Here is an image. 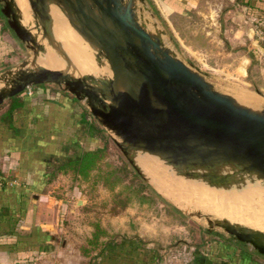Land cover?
Masks as SVG:
<instances>
[{
    "label": "water",
    "instance_id": "obj_1",
    "mask_svg": "<svg viewBox=\"0 0 264 264\" xmlns=\"http://www.w3.org/2000/svg\"><path fill=\"white\" fill-rule=\"evenodd\" d=\"M46 1L27 0L35 30L40 28L42 41L69 63L51 36ZM50 1L104 57L114 84L89 75L73 77L64 71L25 69L23 65L0 77L4 83L0 106L30 87L56 85L84 101L91 116L120 138L115 141L117 147L144 180L129 150L188 171L213 172L233 165L241 173L264 179V112L216 92L198 72L174 58L159 38L138 25L133 13L135 0ZM0 14L14 36L33 51L36 64L44 47L21 24L14 0H0ZM207 222L264 257V233L227 220Z\"/></svg>",
    "mask_w": 264,
    "mask_h": 264
},
{
    "label": "crops",
    "instance_id": "obj_2",
    "mask_svg": "<svg viewBox=\"0 0 264 264\" xmlns=\"http://www.w3.org/2000/svg\"><path fill=\"white\" fill-rule=\"evenodd\" d=\"M169 1L181 4L184 10L177 12L160 2L187 18L199 16L205 24L201 33L207 43L213 45L216 37L222 53L233 54L238 63H244L238 69L244 67L246 55H252V60L263 64L264 72V45L257 40V34L264 33V0ZM15 42L21 44L0 18V68L17 48ZM36 90L23 109L8 117L6 109H0V264H163L148 245L134 238L114 240L110 233L104 239L102 254L93 251L87 257L81 255L80 248L92 228L86 224L88 233L83 238L85 226L75 218L79 208L49 191L54 183L49 176L64 157L74 154V147L65 144L74 138L73 128L78 126L72 122L73 96L59 94L57 89L49 95ZM245 251L249 255L236 251L234 257L222 251L220 256H210V261L264 264V258H257L250 248L245 247ZM201 255L208 257L206 252Z\"/></svg>",
    "mask_w": 264,
    "mask_h": 264
},
{
    "label": "rangeland",
    "instance_id": "obj_3",
    "mask_svg": "<svg viewBox=\"0 0 264 264\" xmlns=\"http://www.w3.org/2000/svg\"><path fill=\"white\" fill-rule=\"evenodd\" d=\"M160 1L144 0L143 3L138 0L134 1L133 13L138 25L151 37L159 38L164 49H167L174 58L181 61L189 69L198 72L211 85L213 90L231 97L234 101L252 102L257 108L262 107L263 110V64L252 60V55H246L245 59L247 61L244 67L238 69L241 63H238L237 57L233 54L222 53L219 48L220 44L216 42V37L213 45L207 43V39L201 33L205 24L200 20L199 16L191 14L187 18L171 12ZM25 2L27 5L25 8L27 17H22L21 15L19 17L25 19L26 28L32 30L34 38L37 39L41 46L47 47L50 51H55L49 48L45 41L41 42V30L40 28L35 30V21L27 0ZM15 43L17 48L2 64L0 77L9 71H17L23 65L26 66L25 69H34L41 66L39 58H41L43 53H39L37 62L34 64L33 51L28 45ZM97 55L105 63L104 57L99 56L98 53ZM241 62L243 63V61ZM91 73L95 74V68L91 69ZM101 79L103 80V78ZM2 87H4V83L0 82V88ZM47 88L51 93L55 89L63 91L61 87L52 84L47 85ZM25 91L30 96L36 93L37 90L30 87ZM78 102L81 107L87 109L84 101ZM96 123L102 129L109 142L108 161L111 162L112 166L118 165L116 154L119 153V155L123 156L115 143L118 139L111 131L103 128L97 120ZM80 147H84L83 142L80 143ZM95 175L97 173H94V176L90 177L88 181H83L81 179L73 180L69 174L60 173L52 179L54 183L49 190L56 198L69 201L70 205L79 208L75 218L82 226H85L83 234H81L83 238L88 233L86 224L98 222L112 235L114 240L134 238L155 251L163 264H169V262L173 264L174 260L172 259L179 262L180 259L182 261L191 259L195 252L208 253V245L211 243L218 245L219 243L231 245L236 243L222 229L210 227L207 219L227 220L230 223L264 233V179L245 183L239 181V184L234 182L228 187L227 183H221V185H215V187L212 186L210 192L220 198L218 202L220 207L217 205L214 208L220 213H215V215L196 207L190 208L188 203L185 204L186 201H175L169 194L163 192L160 188L157 189L155 184L152 185L147 180H144L153 192L151 197L153 202L144 205L133 202L128 208L120 210L118 214L113 215L109 210L110 193L100 183L94 181ZM57 177L59 179L56 180ZM154 189L159 190L167 197L169 196L170 198H168L182 209L174 206ZM77 200L81 201L82 205L76 204ZM222 203L224 206H222ZM222 211L226 215L222 214L223 216H221ZM245 247L252 250L249 246ZM252 252L258 256L257 258L262 259L261 257L263 256L258 255L254 250Z\"/></svg>",
    "mask_w": 264,
    "mask_h": 264
},
{
    "label": "bare ground",
    "instance_id": "obj_4",
    "mask_svg": "<svg viewBox=\"0 0 264 264\" xmlns=\"http://www.w3.org/2000/svg\"><path fill=\"white\" fill-rule=\"evenodd\" d=\"M14 1L16 3L15 11L18 17L20 15L22 17H27L25 12V8L27 6L25 0ZM45 4L50 18L51 36L54 42L57 43L59 52L64 55L69 63H66L64 58L59 53L56 51H50L45 46L46 48H44V53L41 54V58H39L41 64L38 62L41 65L40 67L50 70L64 71L73 77L89 75L93 76L95 79L103 78L104 81L113 85L114 80L109 65L106 61L104 63L101 59H99L96 48L90 45L71 27L63 13L58 9L53 1L47 0ZM22 17H19V19L21 24L26 28L25 19ZM26 29L32 36L34 35V33L32 34V30L30 28ZM93 66L95 68V74L91 73V69H94ZM235 102L253 111L264 112L262 107L257 108V106L253 105L252 102L244 103L238 100H235ZM112 134H114L119 142L120 138L115 133L112 132ZM128 154L136 167L140 170L146 180L150 182V184H155L157 189L160 188V190L169 194L173 200L178 202L186 201L185 204L188 203V207H196L200 210L208 211L212 213V215L213 213L214 215L215 213H220L217 212V209H214L218 205L220 198L218 195L210 192L212 186L215 187V185L227 183L228 187L232 183L234 184V182H238L237 184H239V181L244 183L256 182L260 179L252 174L241 173L233 165L220 166L215 168L213 172H205V170L201 169L188 171L182 168L173 167L159 157L147 155L139 151L129 150ZM209 174H213L214 176L207 177ZM235 175L236 177H234ZM156 191L176 206L173 201L169 199V196L168 198L159 190ZM218 206L220 207V205ZM222 206H224L223 203ZM176 207L179 208L178 206ZM222 214L226 215L223 211L221 212V216H223Z\"/></svg>",
    "mask_w": 264,
    "mask_h": 264
},
{
    "label": "trees",
    "instance_id": "obj_5",
    "mask_svg": "<svg viewBox=\"0 0 264 264\" xmlns=\"http://www.w3.org/2000/svg\"><path fill=\"white\" fill-rule=\"evenodd\" d=\"M164 2L171 6L175 11H183L184 6L181 4L175 5L169 0ZM0 18L3 17L0 14ZM33 88L41 89V93L49 95L51 92L45 85L36 86ZM57 93L70 97V95L64 91H57ZM33 95H28L26 91L8 99L0 106V109H6V116L16 110L23 109L27 101L34 98ZM74 103V138L69 140L66 144L67 147H74V154L69 157H64V162L57 166L55 172H53L49 179H53L57 174H69L73 180L81 179L88 181L90 177L94 176V181L100 183L104 189L110 193V208L109 210L113 215L118 214L120 210L128 208L133 202H137L139 205L150 204L152 200V190L150 186L144 181V179L137 173V171L129 164L124 156L116 154L118 165L112 166L108 161V152L110 150L109 142L102 129L97 125L96 119H94L87 109L81 107L79 102L71 97ZM70 126V123L68 124ZM78 133V137L76 134ZM84 143V147H80V143ZM157 196V195H156ZM159 198V197H158ZM89 225L92 228V232L89 238L85 240V243L80 248L82 256H89L93 251L102 254L104 252V239L109 236L108 231L103 228L98 222H90ZM209 232V231H208ZM238 247V248H237ZM222 251L228 252L229 256H233L236 251L240 254H246L245 246L236 242L235 245L223 244L221 247L216 246L215 243L209 244L208 257H202L201 252H195L191 259H186L189 262L186 263L179 260L173 262L175 264H214L210 261V256H220ZM229 257V258H231ZM200 260L202 262H200ZM218 264H227L222 261ZM258 264V263H250Z\"/></svg>",
    "mask_w": 264,
    "mask_h": 264
},
{
    "label": "built area",
    "instance_id": "obj_6",
    "mask_svg": "<svg viewBox=\"0 0 264 264\" xmlns=\"http://www.w3.org/2000/svg\"><path fill=\"white\" fill-rule=\"evenodd\" d=\"M257 40L261 42L264 45V33H258L257 34ZM29 89V88H28ZM3 185V181L0 178V187Z\"/></svg>",
    "mask_w": 264,
    "mask_h": 264
}]
</instances>
